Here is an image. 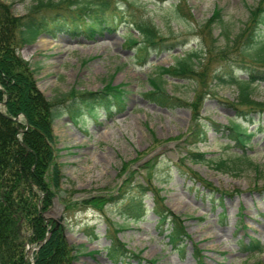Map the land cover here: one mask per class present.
I'll use <instances>...</instances> for the list:
<instances>
[{"label":"rangeland","instance_id":"rangeland-1","mask_svg":"<svg viewBox=\"0 0 264 264\" xmlns=\"http://www.w3.org/2000/svg\"><path fill=\"white\" fill-rule=\"evenodd\" d=\"M4 1L11 4L16 15H25L36 0ZM179 1L182 11L176 6ZM258 1L118 0L125 21L117 30L105 31L92 39L72 38L65 32H57L54 37L44 32L36 41L21 46L19 53L35 69L37 85L47 97L67 92L73 86L98 90L111 79L115 85L123 84L128 92L122 111L116 108L109 115L97 107L95 115L85 113L77 124L68 115L55 122L56 162L63 174L61 194L74 199L109 194L122 182L123 162L129 161L133 168L139 169L140 180L147 175L143 165L155 159L154 184L165 206L182 216L191 236L183 240V247L170 243L168 226L166 230L159 226L152 211V193L142 199L148 208L145 217L134 220L128 207L136 205L132 200L139 196L136 189H128L103 210L89 207L66 211L58 203L59 207L52 208V217L59 220L63 215L68 242L76 246L83 244L77 250L79 258L74 264H152L148 261L151 259H155L154 264H196L195 243L202 249L200 255L206 264L264 263V251L247 253L241 244L249 241L248 234L264 242V114L241 112L237 107L245 110L246 107L239 106L238 86L213 78L215 74L228 78L229 64L233 73L249 78L241 64L257 65L252 58L243 56L242 39L240 45L227 50L224 59L218 54L220 48L247 27L250 8ZM216 8L221 9V22L214 25L211 36L207 37V30L201 25ZM190 10L193 16L188 14ZM104 13L107 17L112 15L110 9ZM140 20L157 24L168 41L175 44V49L152 52L145 64L140 62L138 44L129 46L124 35L131 31L139 37L131 25ZM257 33L255 46L245 52L249 55H254L256 47L264 44V25ZM213 37L217 38L215 43ZM201 48L206 52L205 61H210L205 80L211 88L200 85L197 89L209 92L204 96L197 120L190 105L161 106L143 96V92L152 88L150 77L158 71L156 66L173 65L178 56ZM165 85L171 94L191 102L198 83L168 77ZM251 93L254 100L264 102V83H252ZM234 121L253 133L252 142L244 151L235 146L226 128L234 125ZM195 128L203 129L206 134L197 143L195 135L190 133ZM190 152L214 160L234 159L245 152L259 168L246 163L237 175L224 173L196 160ZM201 180L227 192L226 196L220 199V193L212 195ZM240 220L246 224L245 228L240 227ZM92 226L100 233L98 240L88 238L86 229ZM116 229L119 230L115 233ZM109 234H116L139 257L112 259L106 249L110 245Z\"/></svg>","mask_w":264,"mask_h":264},{"label":"trees","instance_id":"trees-1","mask_svg":"<svg viewBox=\"0 0 264 264\" xmlns=\"http://www.w3.org/2000/svg\"><path fill=\"white\" fill-rule=\"evenodd\" d=\"M176 5L178 11H182L181 3ZM111 10V17H107L105 10ZM121 5L118 0H36L25 15H16L11 4L0 0V103L6 101L4 108L0 109V264H74L79 258V250L83 244L76 246L70 244L65 236L64 228L54 229L56 221L47 219L45 214L54 203L56 197L64 205L66 211L84 210L89 207L103 210L113 203L128 189L137 190L139 196H135L134 204L128 207V213L133 214L138 221L145 217V205L143 196L152 193L154 206L153 213L158 217L159 226L167 225L168 238L173 246L183 247V240L191 238L186 230L184 219L174 213L164 204L160 190L154 184L153 169L155 159H149L143 165L147 175L138 179L139 169L130 165L129 161L122 163L120 176L121 184L115 191L109 194H97L74 199L61 194V181L63 174L56 162V135L54 123L57 119L68 115L73 123H77L85 114L95 115L98 108L112 115L113 109L122 111L126 107L127 90L123 84H113L108 80L98 90L79 89L73 86L69 91L55 94L52 97L44 95L37 86L35 69L29 61L19 53L21 46L32 43L44 32L55 37L57 32L68 33L72 38L84 36L94 38L103 35L105 31L117 30L125 21ZM193 16L192 11L188 12ZM221 9L216 8L212 16L201 25L207 30L206 36L212 34L214 25L221 22ZM127 23V22H125ZM264 25V0H259L256 6L250 8L249 20L241 32H239L229 44L219 49L218 56L224 59L228 49L240 45L243 56L252 58L257 65L242 63L249 78H241L232 72L229 64L228 78L223 74H215L213 78L230 84H236L239 89V106L241 112H259L264 114V102L254 100L251 93V84L256 81L264 83V44L257 46L254 55L245 53L247 49L255 46L257 31ZM131 27L139 32L136 37L131 31L125 33V42L131 46L138 44L137 58L145 64L152 52L174 50L173 44L163 34L157 24L147 21H133ZM202 34L204 30H202ZM140 39V40H139ZM213 43L217 38L213 37ZM217 48V47H216ZM206 52L201 49L191 50L176 58V62L170 66L158 65L155 76L150 77L151 89L143 92V96L161 106L176 107L190 105L192 113L198 119L199 110L202 108L205 94L211 86L205 80L207 66ZM194 80L198 83L195 88V98L187 102L178 95L171 94L166 88V78ZM208 84H207V83ZM204 86L208 90H198ZM24 115L28 121V129L20 134L27 125L25 122L15 121L12 118ZM234 125L226 127L230 137L235 141V146L246 150L251 143L253 133H248L243 124L234 121ZM196 141L205 137V131L201 128L191 130ZM20 139L30 148L23 146ZM196 160L207 162L211 167L224 173L239 174L243 171L242 165L249 164L259 168L242 153L237 158L207 159L204 154L190 152ZM188 156V154H187ZM189 158V157H188ZM202 186L210 193H219L212 183L201 180ZM117 192V194H115ZM225 192H220L221 199ZM138 203V204H137ZM127 209V208H126ZM126 216V215H125ZM113 224V222H109ZM116 226V224L114 223ZM245 227V224H241ZM119 229L115 230V233ZM89 240H96L100 233L96 226L88 227ZM110 237V245L106 247L109 256L114 260H124L130 257H139L127 248V244L121 241L116 234ZM37 247L33 252V261L26 259L27 245ZM243 249L248 253L264 251V242L250 236L248 243L241 242ZM196 264H206L200 255L202 251L198 244H194ZM128 261V260H127ZM154 264L155 259L148 260ZM252 264H264L256 261Z\"/></svg>","mask_w":264,"mask_h":264},{"label":"water","instance_id":"water-1","mask_svg":"<svg viewBox=\"0 0 264 264\" xmlns=\"http://www.w3.org/2000/svg\"><path fill=\"white\" fill-rule=\"evenodd\" d=\"M14 120H18V118H14ZM24 146L29 150V148L24 144ZM63 216L60 217L59 221H57L55 229H57L60 226V222L62 221Z\"/></svg>","mask_w":264,"mask_h":264}]
</instances>
